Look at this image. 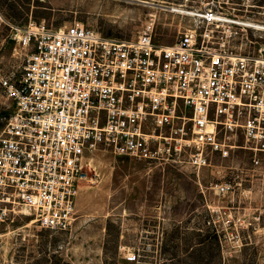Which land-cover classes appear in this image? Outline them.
<instances>
[{
    "label": "built area",
    "instance_id": "1",
    "mask_svg": "<svg viewBox=\"0 0 264 264\" xmlns=\"http://www.w3.org/2000/svg\"><path fill=\"white\" fill-rule=\"evenodd\" d=\"M186 12L190 27L171 45L155 40L153 23L133 40L82 23L8 25L26 54L18 76H0L12 107L0 134V222L23 214L40 229L69 231L79 185L90 179L86 160L99 149L189 167L200 188L213 156L247 151L252 168L262 166L264 45L250 53L229 44L264 24L210 7ZM210 188L223 196L232 187ZM126 260L137 263L138 255Z\"/></svg>",
    "mask_w": 264,
    "mask_h": 264
},
{
    "label": "rangeland",
    "instance_id": "2",
    "mask_svg": "<svg viewBox=\"0 0 264 264\" xmlns=\"http://www.w3.org/2000/svg\"><path fill=\"white\" fill-rule=\"evenodd\" d=\"M207 7L264 24V0H0V76H18L26 54L9 39V24L82 23L104 37L133 40L153 23L155 40L171 45L190 27L186 11ZM261 45L264 32L246 29L229 48L256 53ZM11 111L0 89V134ZM250 160L240 150L213 156L200 170V188L189 167L99 149L86 160L90 179L79 185L73 227L43 230L23 214L0 222V264H264V162L253 169ZM221 182L232 187L223 196L210 188ZM132 252L137 263L126 260Z\"/></svg>",
    "mask_w": 264,
    "mask_h": 264
},
{
    "label": "trees",
    "instance_id": "3",
    "mask_svg": "<svg viewBox=\"0 0 264 264\" xmlns=\"http://www.w3.org/2000/svg\"><path fill=\"white\" fill-rule=\"evenodd\" d=\"M6 117H7V115H4V118H6ZM209 237H212V239L216 242V244H218L217 236H215V235L211 236V234L210 235L208 234L205 238L209 239Z\"/></svg>",
    "mask_w": 264,
    "mask_h": 264
},
{
    "label": "water",
    "instance_id": "4",
    "mask_svg": "<svg viewBox=\"0 0 264 264\" xmlns=\"http://www.w3.org/2000/svg\"><path fill=\"white\" fill-rule=\"evenodd\" d=\"M138 3H141V4H146V5H150L149 3L147 2H143V1H137Z\"/></svg>",
    "mask_w": 264,
    "mask_h": 264
},
{
    "label": "bare ground",
    "instance_id": "5",
    "mask_svg": "<svg viewBox=\"0 0 264 264\" xmlns=\"http://www.w3.org/2000/svg\"><path fill=\"white\" fill-rule=\"evenodd\" d=\"M258 29V28H257Z\"/></svg>",
    "mask_w": 264,
    "mask_h": 264
}]
</instances>
